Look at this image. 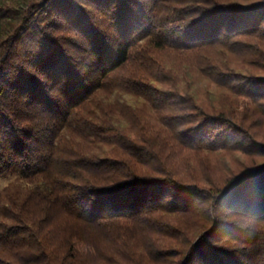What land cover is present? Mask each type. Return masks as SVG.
Returning a JSON list of instances; mask_svg holds the SVG:
<instances>
[{"label":"trees","instance_id":"16d2710c","mask_svg":"<svg viewBox=\"0 0 264 264\" xmlns=\"http://www.w3.org/2000/svg\"><path fill=\"white\" fill-rule=\"evenodd\" d=\"M257 124L264 0H0V264H264Z\"/></svg>","mask_w":264,"mask_h":264},{"label":"rangeland","instance_id":"374dc122","mask_svg":"<svg viewBox=\"0 0 264 264\" xmlns=\"http://www.w3.org/2000/svg\"><path fill=\"white\" fill-rule=\"evenodd\" d=\"M256 1H258V0H239V2H241L242 4H245V5L248 4V3L250 4V3L256 2ZM151 53L153 55H156V56L159 55V57H161V58L163 57L165 61H166V59H168V56L163 55L162 53H157V52H153V51H151ZM131 66L132 65H129L125 69V74L128 75V74H130L132 72V70L136 69V68H130ZM177 74H179V72ZM175 81L177 83H179V75L176 76ZM207 84L208 83H207L205 78L198 77L197 83H194L195 90L197 89L198 93L199 92L201 93L202 91H206V90H208L209 92H213L214 93V86L213 85H209V89H208V85ZM163 89L165 91H169L170 92V88L168 86H164ZM124 98L128 99V96H125ZM128 100H130V99H128ZM224 100H226V98H219V97L217 98V97H215L213 99V102H215L216 105H217V103L218 104H222V102L224 103ZM258 109L260 110L259 107L257 108V110ZM249 122H250V120H249ZM257 123H259V122H257ZM255 129H256V131L254 132L255 136L258 139L264 140V125L257 124ZM211 172H214V169H212ZM16 181H17V176L16 175L1 176L0 177V193L7 190L6 191V196L7 197L8 196L11 197L12 194L18 193L22 188H21V186H19L16 183ZM17 189H19V190H17ZM135 230H136L135 232L138 233L139 230H137V229H135ZM137 233H135V234H137ZM84 234H85L84 235L85 237L82 238V239H84L83 245H85V248L86 247L92 248L94 250V252H97L99 250L100 252H102V255H104L103 253L107 254L109 252V250L110 251L114 250V247L109 244L110 243V240H109L110 237L106 236V233H103V232H101L99 230H96L94 228H90ZM108 240H109V242H108ZM136 240L137 241L134 243V246L138 250V246L143 245V244L146 243V236H144V237L140 236L139 237V234H138ZM86 263L87 264H106V263L102 262L99 259L98 260L93 259L92 261H87ZM135 263L136 262H134L133 264H135ZM127 264H131V263H127ZM142 264H151V263L142 262Z\"/></svg>","mask_w":264,"mask_h":264}]
</instances>
